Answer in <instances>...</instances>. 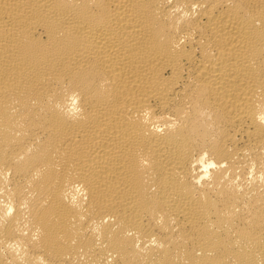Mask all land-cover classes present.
<instances>
[{
    "label": "bare ground",
    "instance_id": "bare-ground-1",
    "mask_svg": "<svg viewBox=\"0 0 264 264\" xmlns=\"http://www.w3.org/2000/svg\"><path fill=\"white\" fill-rule=\"evenodd\" d=\"M0 264H264V0H0Z\"/></svg>",
    "mask_w": 264,
    "mask_h": 264
}]
</instances>
